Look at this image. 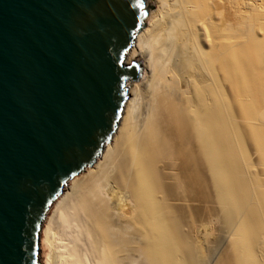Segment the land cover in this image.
<instances>
[{
  "label": "bare ground",
  "instance_id": "obj_1",
  "mask_svg": "<svg viewBox=\"0 0 264 264\" xmlns=\"http://www.w3.org/2000/svg\"><path fill=\"white\" fill-rule=\"evenodd\" d=\"M143 3L141 78L48 210L41 264H264V0Z\"/></svg>",
  "mask_w": 264,
  "mask_h": 264
},
{
  "label": "water",
  "instance_id": "obj_2",
  "mask_svg": "<svg viewBox=\"0 0 264 264\" xmlns=\"http://www.w3.org/2000/svg\"><path fill=\"white\" fill-rule=\"evenodd\" d=\"M76 0H0V258L41 264L40 233L68 181L89 168L117 129L126 62L145 19L143 0H90L94 25L75 53L41 37ZM28 179L17 184L14 176Z\"/></svg>",
  "mask_w": 264,
  "mask_h": 264
},
{
  "label": "snow or ice",
  "instance_id": "obj_3",
  "mask_svg": "<svg viewBox=\"0 0 264 264\" xmlns=\"http://www.w3.org/2000/svg\"><path fill=\"white\" fill-rule=\"evenodd\" d=\"M74 7V11L64 15L57 21L54 28L41 37L49 47L63 49L67 46L77 53L80 46L88 39L94 25V19L88 13V9L92 7L90 0H76ZM27 179V174L21 171L14 176L17 184H23ZM3 183V177L0 175V190H2ZM3 246V238L0 237V251ZM0 264H6L3 258H0Z\"/></svg>",
  "mask_w": 264,
  "mask_h": 264
},
{
  "label": "rangeland",
  "instance_id": "obj_4",
  "mask_svg": "<svg viewBox=\"0 0 264 264\" xmlns=\"http://www.w3.org/2000/svg\"><path fill=\"white\" fill-rule=\"evenodd\" d=\"M252 161L255 163L256 162V158L255 157H252Z\"/></svg>",
  "mask_w": 264,
  "mask_h": 264
}]
</instances>
